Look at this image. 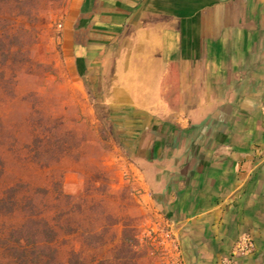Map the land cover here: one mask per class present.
Returning a JSON list of instances; mask_svg holds the SVG:
<instances>
[{"label": "crops", "instance_id": "0c3cea01", "mask_svg": "<svg viewBox=\"0 0 264 264\" xmlns=\"http://www.w3.org/2000/svg\"><path fill=\"white\" fill-rule=\"evenodd\" d=\"M76 2L70 42L138 210L174 225L185 264L243 234L236 264H264V0Z\"/></svg>", "mask_w": 264, "mask_h": 264}, {"label": "rangeland", "instance_id": "374dc122", "mask_svg": "<svg viewBox=\"0 0 264 264\" xmlns=\"http://www.w3.org/2000/svg\"><path fill=\"white\" fill-rule=\"evenodd\" d=\"M76 5V0H56L40 7V21L30 27L34 38L21 41L26 55L15 57L16 63L6 72L8 83L0 82L1 181L6 186L22 182L43 189L58 181L62 192L73 198L88 184L105 188L116 199L106 201L94 192L91 198L100 205L99 211L134 216L138 264H155L141 239L150 215L138 210L130 187L120 181L121 156L113 152L117 138L100 106V90H90L84 58L76 57L70 42ZM2 137H8L10 144L2 145ZM35 137L45 139L43 146L49 152L38 158V164L20 159ZM98 176L103 181L95 183Z\"/></svg>", "mask_w": 264, "mask_h": 264}, {"label": "trees", "instance_id": "16d2710c", "mask_svg": "<svg viewBox=\"0 0 264 264\" xmlns=\"http://www.w3.org/2000/svg\"><path fill=\"white\" fill-rule=\"evenodd\" d=\"M54 2L0 0V82L8 83L6 72L16 63L15 57L26 55L21 41L34 38L30 27L40 21V7ZM2 138V145L10 144L8 137ZM44 140L35 137L20 159L38 164V158L49 153ZM3 171L0 152V264H138L136 218L99 211L100 205L91 198L99 192L114 202L108 190L88 184L73 198L62 192L58 181L50 189L22 182L6 186ZM98 180L103 181L98 176L94 182Z\"/></svg>", "mask_w": 264, "mask_h": 264}, {"label": "built area", "instance_id": "2783aa9c", "mask_svg": "<svg viewBox=\"0 0 264 264\" xmlns=\"http://www.w3.org/2000/svg\"><path fill=\"white\" fill-rule=\"evenodd\" d=\"M264 128V105L260 109ZM149 219L142 231V240L147 245L151 256L156 258L155 264H185L179 244V236L174 225L157 211L149 214ZM254 252L252 238L243 234L233 245L230 256L220 260L219 264H236L238 258Z\"/></svg>", "mask_w": 264, "mask_h": 264}]
</instances>
